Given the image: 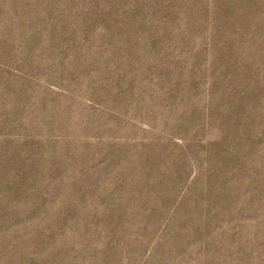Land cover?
I'll return each mask as SVG.
<instances>
[{"label":"rangeland","instance_id":"rangeland-1","mask_svg":"<svg viewBox=\"0 0 264 264\" xmlns=\"http://www.w3.org/2000/svg\"><path fill=\"white\" fill-rule=\"evenodd\" d=\"M0 264H264V0H0Z\"/></svg>","mask_w":264,"mask_h":264}]
</instances>
